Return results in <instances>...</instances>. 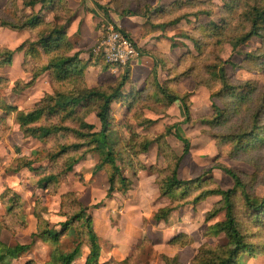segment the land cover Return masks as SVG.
Returning <instances> with one entry per match:
<instances>
[{"label": "clouds", "instance_id": "obj_1", "mask_svg": "<svg viewBox=\"0 0 264 264\" xmlns=\"http://www.w3.org/2000/svg\"><path fill=\"white\" fill-rule=\"evenodd\" d=\"M0 264H264V0H0Z\"/></svg>", "mask_w": 264, "mask_h": 264}]
</instances>
